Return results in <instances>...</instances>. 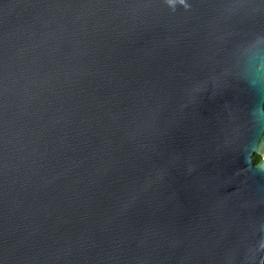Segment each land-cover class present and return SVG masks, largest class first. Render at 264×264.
Masks as SVG:
<instances>
[{"label": "water", "instance_id": "1", "mask_svg": "<svg viewBox=\"0 0 264 264\" xmlns=\"http://www.w3.org/2000/svg\"><path fill=\"white\" fill-rule=\"evenodd\" d=\"M0 264H264V0H0Z\"/></svg>", "mask_w": 264, "mask_h": 264}, {"label": "trees", "instance_id": "2", "mask_svg": "<svg viewBox=\"0 0 264 264\" xmlns=\"http://www.w3.org/2000/svg\"><path fill=\"white\" fill-rule=\"evenodd\" d=\"M253 162L256 164L259 162L260 160V156L258 154H254L252 157Z\"/></svg>", "mask_w": 264, "mask_h": 264}]
</instances>
